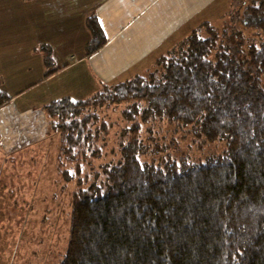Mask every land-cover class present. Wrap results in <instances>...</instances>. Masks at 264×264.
I'll list each match as a JSON object with an SVG mask.
<instances>
[{
	"label": "trees",
	"instance_id": "obj_1",
	"mask_svg": "<svg viewBox=\"0 0 264 264\" xmlns=\"http://www.w3.org/2000/svg\"><path fill=\"white\" fill-rule=\"evenodd\" d=\"M253 2L241 22L258 38L236 43L230 23L223 32L205 22L156 60L158 72L43 107L59 138L60 178L74 185L67 248L50 264H264V0ZM86 25L91 56L108 38L98 16ZM36 50L44 78L56 74L51 48ZM11 100L0 87V107ZM122 103L130 107L111 142L104 114ZM158 120L227 148L157 165L145 155L159 145L141 130Z\"/></svg>",
	"mask_w": 264,
	"mask_h": 264
},
{
	"label": "crops",
	"instance_id": "obj_2",
	"mask_svg": "<svg viewBox=\"0 0 264 264\" xmlns=\"http://www.w3.org/2000/svg\"><path fill=\"white\" fill-rule=\"evenodd\" d=\"M214 1L0 0V87L12 97L0 107V142L16 150L41 141L48 137L45 105L62 97L82 100L104 85L123 83L114 82L120 77L144 75L150 68L138 65L156 58L176 30ZM90 15L98 16L108 41L86 56ZM42 44L59 67L49 78L36 50Z\"/></svg>",
	"mask_w": 264,
	"mask_h": 264
},
{
	"label": "rangeland",
	"instance_id": "obj_3",
	"mask_svg": "<svg viewBox=\"0 0 264 264\" xmlns=\"http://www.w3.org/2000/svg\"><path fill=\"white\" fill-rule=\"evenodd\" d=\"M253 1L216 0L205 6L192 22L176 30L171 38L175 45H163V49L154 53L156 58L151 57L138 67H145L144 70L150 68L145 73L147 76L158 72L161 67L155 62L168 52L167 46L169 45V50L177 49L184 39L201 28L205 22L212 23L221 30L224 27L225 32L226 25L230 23L227 26L228 33H239L236 43H240L242 37L252 40L258 38L259 30L248 29L241 22ZM132 76L134 75H125L114 82H125L132 79ZM129 107L125 103L117 104L108 107L104 114L114 122V140L111 142L116 141L118 126L123 124L121 115ZM47 131V138L25 144L16 150L8 148L9 142H0V264L55 263L61 259V254L67 248L70 192L74 185L67 184L60 178L56 164L59 138L52 133L49 124ZM151 135L153 149L155 142L159 146L156 152H150L145 158L148 161L152 159L157 165H161L168 156H187L191 161H205L227 148L226 141L205 140L202 136L167 120L144 124L141 136L148 141Z\"/></svg>",
	"mask_w": 264,
	"mask_h": 264
}]
</instances>
